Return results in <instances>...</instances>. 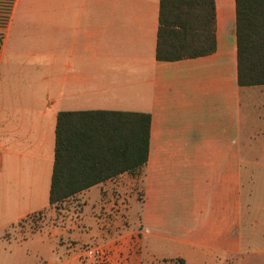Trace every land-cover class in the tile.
<instances>
[{
    "label": "crops",
    "instance_id": "1",
    "mask_svg": "<svg viewBox=\"0 0 264 264\" xmlns=\"http://www.w3.org/2000/svg\"><path fill=\"white\" fill-rule=\"evenodd\" d=\"M160 1H14L0 54V230L51 209L59 113L151 116L141 174L79 195L78 238L77 226L44 224L7 235L21 249L64 264H94L81 258L93 247L112 264H240L264 85H239L236 0H215V53L173 62L156 57Z\"/></svg>",
    "mask_w": 264,
    "mask_h": 264
},
{
    "label": "trees",
    "instance_id": "2",
    "mask_svg": "<svg viewBox=\"0 0 264 264\" xmlns=\"http://www.w3.org/2000/svg\"><path fill=\"white\" fill-rule=\"evenodd\" d=\"M236 3L239 85H264V0ZM13 4H0V54ZM216 49L215 0L160 1L158 60L202 57ZM150 129L151 116L145 113H59L50 208L61 213L68 201L93 186L125 172L140 175L149 156Z\"/></svg>",
    "mask_w": 264,
    "mask_h": 264
},
{
    "label": "rangeland",
    "instance_id": "3",
    "mask_svg": "<svg viewBox=\"0 0 264 264\" xmlns=\"http://www.w3.org/2000/svg\"><path fill=\"white\" fill-rule=\"evenodd\" d=\"M15 1V0H14ZM37 5H46V0H37ZM5 0H0V4ZM14 5V4H13ZM3 13V12H0ZM4 15H0V25ZM254 165L252 167L253 173L251 174V180L253 183L249 186L250 196H247L249 209L246 207V219L241 230L243 239L244 254L240 259L233 260V263L240 264H264V158H258L253 160ZM141 191L137 192V198L141 199ZM83 204L80 197L71 199L66 204V209L62 210L61 213H57L54 209H49L39 214H34L29 218L19 222L14 226L13 229L0 230V264H45L49 260L42 258L36 251L40 248V252H44V247L28 248L27 251L20 248V238L18 235L11 237L9 235L13 232H25L31 233V231H37L44 224L48 226H55L56 231H60L64 227L70 228L71 226L76 227L73 229L76 232L70 230L72 236L79 233L81 225L79 223L81 216L83 217ZM133 214L136 217V224L139 225L141 210L137 203L133 207ZM64 226V227H63ZM7 231V232H6ZM12 232V233H11ZM68 232H66L67 235ZM8 235V236H7ZM76 244V243H75ZM87 247L83 245L84 248ZM38 257V258H37ZM180 262V261H179ZM179 262H173L179 264ZM172 264V263H170Z\"/></svg>",
    "mask_w": 264,
    "mask_h": 264
},
{
    "label": "built area",
    "instance_id": "4",
    "mask_svg": "<svg viewBox=\"0 0 264 264\" xmlns=\"http://www.w3.org/2000/svg\"><path fill=\"white\" fill-rule=\"evenodd\" d=\"M81 258L92 259L94 261V264H112L110 252L100 247L85 249L84 252L82 253ZM45 264H64V263L47 262Z\"/></svg>",
    "mask_w": 264,
    "mask_h": 264
}]
</instances>
